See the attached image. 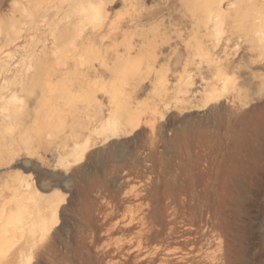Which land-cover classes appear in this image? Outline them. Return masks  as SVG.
Segmentation results:
<instances>
[{"label": "rangeland", "instance_id": "obj_1", "mask_svg": "<svg viewBox=\"0 0 264 264\" xmlns=\"http://www.w3.org/2000/svg\"><path fill=\"white\" fill-rule=\"evenodd\" d=\"M57 1L0 0V71L27 45L23 6L31 8L33 21L38 13L45 20L40 28L31 23L34 44L53 55L64 22L56 14ZM147 1L150 10L173 5L164 21L169 42L157 63L162 71H132L94 87L107 107L127 103L137 110L141 124L132 134L115 132L111 110L101 112L86 89L62 106L40 92L0 98V115L1 107L11 105L25 113L31 144L11 164L0 165V193L11 195L7 175L22 173L59 205L52 234L43 238L35 229L15 264H140L145 250L128 249L129 240L137 242L144 216L162 228L147 241L151 247L190 252L199 264H264V52L236 37L227 55L220 48L214 57L200 53L185 68L176 58L181 54L185 62L187 45L195 44L193 29L204 30L202 20L193 26L191 19L199 11L183 8L180 0ZM108 10L113 30L136 13L120 2ZM246 12L238 7L215 17L221 42L232 31L244 32ZM158 24L147 22L143 29L154 38ZM141 39L134 35L136 44ZM216 57L227 65L222 76L209 70ZM164 73L168 84H155ZM11 76H2L0 86L11 83ZM139 78L143 83L136 86ZM13 132L18 133L0 125V143ZM120 245L125 251L115 252ZM0 264H6L5 253Z\"/></svg>", "mask_w": 264, "mask_h": 264}, {"label": "bare ground", "instance_id": "obj_2", "mask_svg": "<svg viewBox=\"0 0 264 264\" xmlns=\"http://www.w3.org/2000/svg\"><path fill=\"white\" fill-rule=\"evenodd\" d=\"M119 2L133 7L136 13L124 25L113 30L108 24V19H111L108 6L119 4ZM179 2L183 8H188L193 12L199 11L200 15L194 13L191 19L193 26H198L202 20L204 30H201L200 26L193 29L194 49L188 44L185 62L183 56L178 54L176 64H183L186 68L195 61V55L202 53L214 57L213 53L217 48L227 55L231 45L236 44V37L245 43H250L253 50L264 52V0H180ZM28 3L31 4V0H28ZM146 3H148L146 0L57 1L56 14L59 17L63 16L64 22L62 29L54 37L55 51L51 57L39 51L34 44L35 38H33L31 27L34 14L30 7L23 6L25 33H27L24 41L27 45L21 57L9 59L6 67L0 71V81L6 74L12 75L13 78L11 83L0 86V98L5 99L8 96L18 98L21 93L34 95L40 92L44 99L60 101L61 103H56L60 106L70 102L72 95L76 92L80 93L79 89H86L90 93L88 98L96 103L101 112L111 110L112 119L117 125L115 132L132 134L140 128L141 124L137 110L128 106L127 103H117L116 106L107 107L98 97L94 87L106 85L107 77L117 78L132 71L141 73V76L144 71H156L157 73L162 71L158 69L157 63L160 60L163 46L169 42L168 28L164 21L173 5L150 10L145 6ZM238 7H243L247 11L245 21H248L243 25L244 32L234 35L232 31L226 40L221 42L218 28L215 27L216 24H213V21L223 10ZM39 16V13L35 16L37 19L33 21L35 22L34 28H40L39 23L45 21L39 19ZM93 16H96L95 19ZM96 20L101 21V28L97 23L95 25ZM154 21H159V24L154 29L157 30L154 38H151L143 28L147 22ZM131 27L136 30H130ZM176 33L179 38L182 37V32L176 30ZM134 35L142 37L139 44L134 41ZM120 38L125 39V42L120 44ZM109 41L111 43L108 44ZM121 46L124 47L123 50L120 49ZM92 54L96 55L90 59L89 55ZM209 70L215 76H222L227 72V65L221 57H216L212 59ZM73 75H78V78L74 79ZM157 80L159 83L155 84L167 85L169 82L165 73ZM202 80L206 81L208 86L212 85L206 78L202 77ZM191 81V85H194L195 80ZM142 83V79L139 78L136 86ZM88 92H82V94H86L85 97H87ZM4 102L8 106L9 101L7 103L4 100ZM155 113L154 108L152 114ZM24 116L25 113L19 106L1 107V129L5 128L11 132L16 130L18 133L13 132L15 134L9 139H3L0 143V151L4 153L0 157V165L11 164L23 146L27 150L31 147L27 132L29 129L25 127ZM28 152L29 155H33V152ZM7 179L9 180L7 189L11 195L4 196L0 193V245H3L0 247V254L5 253L6 264H15L31 243V237H33L31 235L34 234L35 229L44 232L43 238L49 233L52 234L51 231L58 223L56 212L59 205L51 197L40 195L41 192L36 187L37 185L31 183L29 177L24 174L10 173ZM40 199L42 205L37 206ZM153 222H149L147 216L142 217L137 242L133 244L134 241L129 240L132 246L130 245L128 250L131 248L132 250H145L141 257V262H144L140 264H199L195 258L191 257L190 252H171L161 247L149 246L147 241L162 233V228L157 230V225L155 226ZM45 249L43 250L48 251V248ZM124 251V245H120L115 250L118 253ZM36 254L35 256L40 253Z\"/></svg>", "mask_w": 264, "mask_h": 264}]
</instances>
